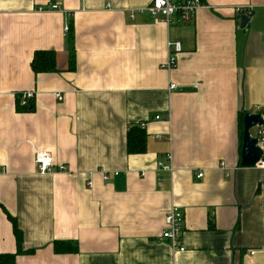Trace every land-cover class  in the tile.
Segmentation results:
<instances>
[{"label":"crops","instance_id":"crops-1","mask_svg":"<svg viewBox=\"0 0 264 264\" xmlns=\"http://www.w3.org/2000/svg\"><path fill=\"white\" fill-rule=\"evenodd\" d=\"M151 2L0 0V254L18 250L15 219L14 264H264V168L241 165L240 134V114L264 112V0L131 18ZM239 7L251 8L245 28ZM169 41L182 43L170 71ZM41 50L55 51V72L33 71ZM141 122L146 151L128 154ZM39 151L69 170L39 174ZM173 205L184 251L161 239ZM57 240L79 252L55 253Z\"/></svg>","mask_w":264,"mask_h":264},{"label":"built area","instance_id":"built-area-1","mask_svg":"<svg viewBox=\"0 0 264 264\" xmlns=\"http://www.w3.org/2000/svg\"><path fill=\"white\" fill-rule=\"evenodd\" d=\"M204 6L203 0H152V2L146 7L136 11L131 12V18L137 13L147 12L156 19L165 20L171 22L174 18H179L182 20H188L193 17L197 10ZM51 8H58L57 5L51 6ZM237 13L242 15H249L251 13V8L249 7H239L237 8ZM69 30V26H65V31ZM182 52V43L180 41H169L168 43V59L163 67L167 70H173L178 65V54ZM177 85L175 83H170L169 89H175ZM34 93L31 91L23 92L19 99V104L23 107H29V100L33 98ZM59 99H62L61 95H57ZM254 113H261L263 118V124L255 127L256 130L254 134H251L257 138V146L262 150L263 155L261 159L257 162L256 166L259 168H264V112H259V108ZM155 120H168L169 118L163 117L161 115H156ZM167 121V122H168ZM142 128H146L148 122H141ZM157 138H161V135H156ZM168 160L171 161V155H168ZM36 170L39 174H51L52 172H67L69 170L66 164H56L52 155L48 151H39L35 155L34 159ZM224 166V163H222ZM159 168L166 171H171V163L164 164L159 162ZM199 178L203 177V173L198 175ZM108 176L105 175V180ZM88 186H92V182L88 183ZM185 220L184 210L177 205H173L167 212L165 217V230L162 233L161 239L170 244V246L176 251H184L185 248L181 246V236L183 230V224Z\"/></svg>","mask_w":264,"mask_h":264},{"label":"trees","instance_id":"trees-1","mask_svg":"<svg viewBox=\"0 0 264 264\" xmlns=\"http://www.w3.org/2000/svg\"><path fill=\"white\" fill-rule=\"evenodd\" d=\"M69 69L74 70L76 66V54L74 34L69 36ZM33 71L38 73L55 72L57 70L56 53L53 50H41L35 53L32 62ZM20 108V106H18ZM245 113L240 114V134L243 133V118ZM146 151V128H142L140 124L132 126L127 133V152L128 154H141ZM14 233L17 239L18 250L14 254H0V264H14L15 258L22 253V232L17 226L15 219ZM54 252L57 254H72L79 252V245L76 241L57 240L53 244Z\"/></svg>","mask_w":264,"mask_h":264},{"label":"water","instance_id":"water-1","mask_svg":"<svg viewBox=\"0 0 264 264\" xmlns=\"http://www.w3.org/2000/svg\"><path fill=\"white\" fill-rule=\"evenodd\" d=\"M249 22V15L241 16V27L245 28ZM263 124L261 113L250 112L243 118L241 165L243 167L256 166L263 152L257 146V138L251 134V130Z\"/></svg>","mask_w":264,"mask_h":264},{"label":"rangeland","instance_id":"rangeland-1","mask_svg":"<svg viewBox=\"0 0 264 264\" xmlns=\"http://www.w3.org/2000/svg\"><path fill=\"white\" fill-rule=\"evenodd\" d=\"M251 131H252V133L254 134V132H255V129L253 128Z\"/></svg>","mask_w":264,"mask_h":264}]
</instances>
